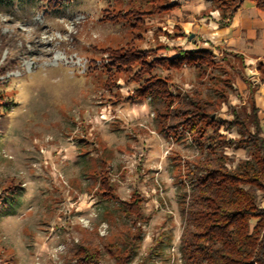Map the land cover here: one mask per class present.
Here are the masks:
<instances>
[{
	"label": "rangeland",
	"instance_id": "374dc122",
	"mask_svg": "<svg viewBox=\"0 0 264 264\" xmlns=\"http://www.w3.org/2000/svg\"><path fill=\"white\" fill-rule=\"evenodd\" d=\"M173 1L0 5V264H119L116 255H131L126 264H182L188 171L209 145L232 167L251 156L249 134L222 122L235 111L255 131L258 76L218 48L202 69L156 67L171 91H202L222 123L221 143L207 138L204 147L164 136L163 105L130 97L139 65L121 71L112 52L148 50L153 60L193 50L197 35L175 25L174 13H149ZM137 198L141 216L129 210ZM83 248L97 257L81 261Z\"/></svg>",
	"mask_w": 264,
	"mask_h": 264
},
{
	"label": "trees",
	"instance_id": "16d2710c",
	"mask_svg": "<svg viewBox=\"0 0 264 264\" xmlns=\"http://www.w3.org/2000/svg\"><path fill=\"white\" fill-rule=\"evenodd\" d=\"M14 0H0V5ZM64 1V0H62ZM221 12V26L229 24L244 0H207ZM255 1L264 10V0ZM177 2L154 6L150 14L170 12ZM212 6V7H213ZM229 20V21H227ZM180 29V28H179ZM181 30V29H180ZM148 50L115 49L112 65L119 70L140 67L134 81L140 83L130 95L133 100L150 99L159 102L165 112H156L160 132L175 139L188 135L192 142L204 147V140L212 138L221 143L219 132L222 123L238 126L249 135L253 150L251 156L229 166L224 155H216L212 145L208 154L188 171L190 190L182 196L184 226L179 240L182 264H264V137L259 108L251 96L250 117L255 131L248 132L246 120L233 111V120L223 121L214 116L216 106L203 96L198 88L192 91H171L170 80L153 75L158 67L177 69L184 65L202 69L212 49L181 50L178 55L147 59ZM149 77L145 78V75ZM212 132V135L210 134ZM248 140V141H249ZM244 140L229 141L243 143ZM104 194H109L104 192ZM3 200V199H2ZM128 203L129 210L140 215V202ZM81 261H93L94 254L81 249ZM131 255H116L119 264H126Z\"/></svg>",
	"mask_w": 264,
	"mask_h": 264
},
{
	"label": "crops",
	"instance_id": "0c3cea01",
	"mask_svg": "<svg viewBox=\"0 0 264 264\" xmlns=\"http://www.w3.org/2000/svg\"><path fill=\"white\" fill-rule=\"evenodd\" d=\"M173 2L178 3V6L171 11L177 17L175 25L179 24L183 31H192L197 35L193 50L218 48L222 52L240 58L247 68L255 71L258 76L255 81L259 83V85L256 83L255 94H258L253 93L251 96L254 97L255 104L259 108L262 125L264 84L261 86L259 80H264V10L259 9L255 1L244 0L230 21L227 20L229 24L221 26V12L211 6V1L175 0ZM178 54L177 52L176 55Z\"/></svg>",
	"mask_w": 264,
	"mask_h": 264
},
{
	"label": "water",
	"instance_id": "95a60500",
	"mask_svg": "<svg viewBox=\"0 0 264 264\" xmlns=\"http://www.w3.org/2000/svg\"><path fill=\"white\" fill-rule=\"evenodd\" d=\"M246 70H247V72H249V73L251 72L249 68H247Z\"/></svg>",
	"mask_w": 264,
	"mask_h": 264
}]
</instances>
